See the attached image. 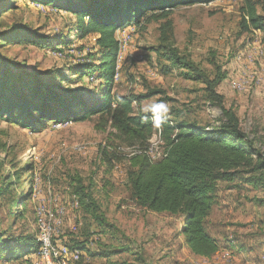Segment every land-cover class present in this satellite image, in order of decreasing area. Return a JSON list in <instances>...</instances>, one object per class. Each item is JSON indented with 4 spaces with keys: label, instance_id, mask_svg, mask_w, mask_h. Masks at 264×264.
<instances>
[{
    "label": "rangeland",
    "instance_id": "1",
    "mask_svg": "<svg viewBox=\"0 0 264 264\" xmlns=\"http://www.w3.org/2000/svg\"><path fill=\"white\" fill-rule=\"evenodd\" d=\"M7 1L11 5L0 13L3 17L0 32L14 25L22 26L35 39L68 38L71 43L57 47L54 42L55 46L46 49L29 43L24 46L18 41L14 44L0 42V70L8 65L25 83L36 80L44 85L54 84L56 90L60 84L63 90H78L79 96L87 100L99 97L102 90L98 74L82 77L78 73L88 61L87 53L94 48L97 35L89 34L80 39L74 29L75 19L65 12L34 4L31 0ZM245 1L213 0L182 5L173 9L165 20L141 21L139 26L129 25L117 30L119 48L115 72L118 71V79L113 80V92L134 97L154 89L161 94L137 104L133 102L136 114L143 112L148 104L164 100L169 104V115L180 111L201 125L212 123L219 111L208 106L205 85L187 80L182 70L161 60L158 51L161 47L174 49L211 75L212 63L221 65L228 71L226 81L231 79L235 68H244V63L251 65L252 72L259 78L264 77V33L240 29ZM251 1L255 2L258 15L264 17V0ZM54 47L61 50L54 51ZM261 80L259 85L258 80L253 79L248 89L242 91L236 88L241 81L231 83V89L229 80L221 84L217 92L226 107H234L244 132L249 134L255 130L258 144L261 143L264 150V79ZM4 81L0 77V83ZM36 86L27 88L26 94H31L30 89ZM17 87L21 89V85ZM9 95L6 94L7 99L11 98ZM72 109L81 113L79 109ZM98 122L96 115L79 122L42 121L37 131H31L0 119V190L5 185L10 187L9 194L0 198V232H4L5 237L20 234L37 239L43 229L57 250L70 249L75 234L79 241L83 240L85 223L69 186L70 180L79 176L85 184L92 182L104 217L113 225L111 234H95L89 238V251L99 255L117 252L124 246L130 249L109 259L96 256L87 260L85 253L79 252L84 262L264 264V203L260 202L264 201V190L243 187L239 179L220 182L215 204L206 220L207 232L217 242L219 251L209 258L194 256L184 246L182 216L148 212L130 199L125 159L110 170L99 166L104 147L118 150L122 157L141 150L130 147L111 129L99 131ZM158 130L149 145L157 144ZM10 196L25 202L24 207H18L25 211L24 220H17L15 209L9 208ZM90 231L97 233L95 224H91ZM30 260L39 264V256L31 255ZM60 260L55 264H71V261ZM19 261L16 259L13 264Z\"/></svg>",
    "mask_w": 264,
    "mask_h": 264
},
{
    "label": "trees",
    "instance_id": "2",
    "mask_svg": "<svg viewBox=\"0 0 264 264\" xmlns=\"http://www.w3.org/2000/svg\"><path fill=\"white\" fill-rule=\"evenodd\" d=\"M34 4L46 5L65 12L75 19L76 35L82 39L86 35L96 34L94 48L87 53V62L78 73L81 76L98 74L101 81V94L96 99L87 100L79 96V91L63 90L60 84L44 85L38 81L25 83L14 75L8 65L0 70V119L15 122L22 128L37 131L42 121L79 122L96 115L98 130L107 128L128 143L137 147L139 154L122 157L111 147H104L99 158V166L107 170L125 159L127 161V185L130 199L139 208L153 213H166L182 216V236L184 246L197 257L209 258L219 251L217 242L206 229V220L215 204L217 186L220 182H232L239 179L243 187L264 190V150L255 130L246 133L233 106L226 107L222 95L217 92L219 85L227 78V71L221 65L213 64V75L204 72L188 58L181 57L176 50L161 47L159 58L171 67L182 70L187 80L205 85L204 94L209 107L218 109L219 115L212 123L201 125L196 119H190L187 113L176 111L169 115L158 134L157 158L148 153L150 139L158 129L152 126L151 113H135L133 102L150 99L161 94L149 89L144 95L125 96L113 92L115 66L118 57L119 42L115 37L117 30L129 25L139 26L141 21L165 20L170 12L182 5L209 3L213 0H31ZM7 0H0V13L10 6ZM3 17H0L2 21ZM0 21V24H1ZM240 29L243 32L261 31L264 33V17L258 15L255 2L246 0L241 9ZM22 26H11L0 32V42L17 41L22 45L32 44L38 48L67 46L68 38H38ZM54 47V51H60ZM81 77V78H82ZM63 82L66 81L64 78ZM31 94H26L27 88ZM21 85V89L17 86ZM10 94L11 98H6ZM26 94V95H25ZM93 95V94H92ZM79 109L81 113L73 112ZM36 115V117H35ZM16 118V119H15ZM1 136V130H0ZM257 138V139H256ZM159 150V151H158ZM69 186L75 197L85 227L80 239L72 237L70 251L85 253L88 260L96 256L109 259L114 255L130 252L128 246L119 251L96 255L87 248L91 236L111 234L113 225L104 217L101 205L93 191V184H85L81 177L70 180ZM0 190V198L9 194V186ZM264 203V201H260ZM9 208L15 209L17 220H24L23 199L12 196L7 201ZM83 223V224H84ZM88 223V224H86ZM91 224L97 227V233L90 231ZM40 245L36 237L14 235L5 237L0 232V261L13 264H35L31 255L39 256ZM73 264H92L84 262L80 255Z\"/></svg>",
    "mask_w": 264,
    "mask_h": 264
},
{
    "label": "bare ground",
    "instance_id": "3",
    "mask_svg": "<svg viewBox=\"0 0 264 264\" xmlns=\"http://www.w3.org/2000/svg\"><path fill=\"white\" fill-rule=\"evenodd\" d=\"M117 73H118V71L115 72V75H114V80L115 81L118 79V74ZM158 133H160V130H158ZM158 145H159V142H157V144L151 145L148 153H146L152 159L157 158V155H155L156 152L154 151V149H158ZM137 154H139V153H137ZM38 219H40V217ZM44 238H45V249H46V251H48V262H49V264H55L56 261L60 260V259H62L64 261L66 260V261H69V262L71 261V264L79 260L80 253L77 252V251H70L67 247H62L60 249L58 248V250L55 249L53 247V245H52V242L50 241L49 234L45 233L43 229L37 235V241L39 242L40 249H42V247H43ZM39 264H42V262H39Z\"/></svg>",
    "mask_w": 264,
    "mask_h": 264
},
{
    "label": "clouds",
    "instance_id": "4",
    "mask_svg": "<svg viewBox=\"0 0 264 264\" xmlns=\"http://www.w3.org/2000/svg\"><path fill=\"white\" fill-rule=\"evenodd\" d=\"M142 110L145 113H151V116L146 118L151 120L152 126L156 129H162L170 114L169 104L164 100L152 102Z\"/></svg>",
    "mask_w": 264,
    "mask_h": 264
},
{
    "label": "crops",
    "instance_id": "5",
    "mask_svg": "<svg viewBox=\"0 0 264 264\" xmlns=\"http://www.w3.org/2000/svg\"><path fill=\"white\" fill-rule=\"evenodd\" d=\"M244 66L245 67L242 68V69H240V70H238L236 68L234 69V72L232 74L231 79H228V81L230 80V82L226 81L227 78H229V76H228V71L225 69L227 71V78L221 84H224V83L228 82V84H229L228 86H230L231 83H233V82H236L237 83V82L241 81L236 86V88H237L238 91H242L245 88L248 89V85H250V83H252V80L253 79L258 80L259 85H261V83H262V80L261 79H264V77L259 78L258 77L259 75H257L255 72H252L253 71V68L251 67V65H249L247 63H244ZM257 72L259 73V71H257ZM252 75L255 76V77H251ZM248 80H250V82ZM230 88L232 89L231 86H230ZM239 120H240V118H239Z\"/></svg>",
    "mask_w": 264,
    "mask_h": 264
},
{
    "label": "built area",
    "instance_id": "6",
    "mask_svg": "<svg viewBox=\"0 0 264 264\" xmlns=\"http://www.w3.org/2000/svg\"><path fill=\"white\" fill-rule=\"evenodd\" d=\"M42 262V264H49L48 262V251L45 249V238L43 241V247L39 250V261Z\"/></svg>",
    "mask_w": 264,
    "mask_h": 264
}]
</instances>
